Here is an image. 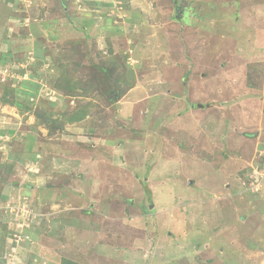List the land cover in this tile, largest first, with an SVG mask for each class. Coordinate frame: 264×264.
<instances>
[{
    "label": "rangeland",
    "instance_id": "obj_1",
    "mask_svg": "<svg viewBox=\"0 0 264 264\" xmlns=\"http://www.w3.org/2000/svg\"><path fill=\"white\" fill-rule=\"evenodd\" d=\"M65 260L264 264V0H0V264Z\"/></svg>",
    "mask_w": 264,
    "mask_h": 264
},
{
    "label": "trees",
    "instance_id": "obj_2",
    "mask_svg": "<svg viewBox=\"0 0 264 264\" xmlns=\"http://www.w3.org/2000/svg\"><path fill=\"white\" fill-rule=\"evenodd\" d=\"M66 262H68L69 264H75V263H73L72 261H70V260H65Z\"/></svg>",
    "mask_w": 264,
    "mask_h": 264
},
{
    "label": "water",
    "instance_id": "obj_3",
    "mask_svg": "<svg viewBox=\"0 0 264 264\" xmlns=\"http://www.w3.org/2000/svg\"><path fill=\"white\" fill-rule=\"evenodd\" d=\"M198 106H199V107H201V106H202V104H198Z\"/></svg>",
    "mask_w": 264,
    "mask_h": 264
},
{
    "label": "built area",
    "instance_id": "obj_4",
    "mask_svg": "<svg viewBox=\"0 0 264 264\" xmlns=\"http://www.w3.org/2000/svg\"><path fill=\"white\" fill-rule=\"evenodd\" d=\"M252 182V181H251ZM252 184V183H251Z\"/></svg>",
    "mask_w": 264,
    "mask_h": 264
}]
</instances>
